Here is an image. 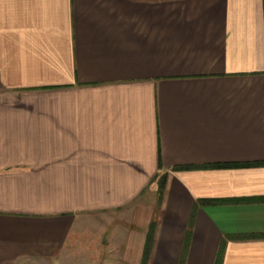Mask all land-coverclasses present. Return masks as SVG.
<instances>
[{
	"label": "crops",
	"instance_id": "obj_1",
	"mask_svg": "<svg viewBox=\"0 0 264 264\" xmlns=\"http://www.w3.org/2000/svg\"><path fill=\"white\" fill-rule=\"evenodd\" d=\"M154 220L147 264H264V0H0V264Z\"/></svg>",
	"mask_w": 264,
	"mask_h": 264
},
{
	"label": "trees",
	"instance_id": "obj_2",
	"mask_svg": "<svg viewBox=\"0 0 264 264\" xmlns=\"http://www.w3.org/2000/svg\"><path fill=\"white\" fill-rule=\"evenodd\" d=\"M247 166H252V165H247ZM158 182H159V188H158L159 193H158V195H159V201H160L163 197V194H164V189H163L164 178H160ZM155 225H156V222L154 220V221H152V223L149 226V231H148V235H147V239H146L147 241H146V246H145V251H144V259H143L141 264H147L149 259H150V255H151V251H152L153 243H154L153 238H154L155 229H156ZM189 225L191 226V222ZM190 235H191V232L188 231V237H190ZM218 260H219V257H218ZM218 260L216 261L217 264H219Z\"/></svg>",
	"mask_w": 264,
	"mask_h": 264
},
{
	"label": "rangeland",
	"instance_id": "obj_3",
	"mask_svg": "<svg viewBox=\"0 0 264 264\" xmlns=\"http://www.w3.org/2000/svg\"><path fill=\"white\" fill-rule=\"evenodd\" d=\"M93 256H94V255H93ZM98 262H99V261H95V263H94V264H98ZM84 264H86V263H84Z\"/></svg>",
	"mask_w": 264,
	"mask_h": 264
}]
</instances>
